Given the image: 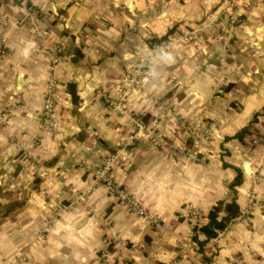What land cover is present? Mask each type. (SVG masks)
<instances>
[{
  "label": "crops",
  "instance_id": "obj_1",
  "mask_svg": "<svg viewBox=\"0 0 264 264\" xmlns=\"http://www.w3.org/2000/svg\"><path fill=\"white\" fill-rule=\"evenodd\" d=\"M232 1L235 11L225 0H0V264H264V208L258 204L264 203V142L255 148L257 159L242 154L244 142L264 132V0ZM33 6L42 13L36 24ZM171 21L206 41L174 44L153 56L144 84L147 92L169 95L186 120L217 123V138L204 147L206 166L128 141L130 116L146 119L151 95L120 98L114 91L127 64L150 49L146 37L167 35ZM36 28L52 43L68 44L51 67ZM69 82L76 85V102ZM52 85L59 100L54 124L44 129ZM217 85L224 95L202 109ZM11 105L16 109L6 115ZM179 127L173 121L164 126L170 144L184 142ZM120 149L126 153L111 154L109 173L150 216L133 215L98 184L86 202L61 209L46 226L50 211L71 200L70 190L89 183L81 161L102 167ZM234 167L242 172L232 196L239 216L252 190L255 212L249 225L235 217L207 242L211 260L205 263L186 215L191 207L205 215L216 201L230 200L223 193ZM109 238L115 244L99 257Z\"/></svg>",
  "mask_w": 264,
  "mask_h": 264
},
{
  "label": "rangeland",
  "instance_id": "obj_2",
  "mask_svg": "<svg viewBox=\"0 0 264 264\" xmlns=\"http://www.w3.org/2000/svg\"><path fill=\"white\" fill-rule=\"evenodd\" d=\"M233 8L235 11V6H233L232 9ZM224 10H226V9L224 8ZM228 10L233 11L231 9H228ZM29 13L31 15L34 14L35 24L37 23L36 22L37 19H41L40 16L42 15V13H41L40 9H37V7L34 8V6H33L32 8H30ZM229 22H232L233 24L239 23V21L236 19H234L233 21H231V19H230ZM32 23H33V21H32ZM209 23L211 24L213 22L210 21ZM187 28L188 27L181 28L180 27V21H171V24L169 27V32L167 35L149 36V37H146V39L144 38L146 40L147 44L150 45V49L146 48L142 54H140V53L137 54L138 58L136 60L129 62L127 64L126 68L123 69V72L121 73V76H122L120 78L121 80H119L118 83L116 84V86L114 87V91H115L116 95L120 96V98L121 97L127 98L131 94H135V93L136 94H146L147 96L150 93V95H151V96H149V100L151 101V112H150L149 116H146V119H143L144 116H141V117L136 116V115L130 116V122L132 123L133 130L128 135V141H130V142L131 141L132 142L139 141V140L146 141V142L150 143L153 147H155L157 150H159L160 152H163L171 160L190 161V162L199 163L202 166H206V164H208V161L210 162V160L207 157H205L206 155L204 154L205 153L204 147L207 145V143L210 140L217 138L216 136L219 133L217 123L213 120L207 122L205 119H201V120L196 121V122L186 120L185 117L178 111L175 104L171 103V101L169 99V95L159 94L158 92H153V91L147 92V90L145 88V84H144V79H143L144 74H145L148 66L150 65V61H151L153 56L161 54L164 51L169 50V47L174 45V44L186 45L189 42H191V40H197V39H198L197 40L198 42L199 41H206L204 36H201V35L194 36V34H192L191 31L187 30ZM41 29H46V28H45V26H43V28L41 27ZM41 29L36 28V30L38 32ZM184 33H187V34L184 35ZM35 34H37L38 37L40 38V49L43 51V53L46 55V57L49 58V67H51L54 64H57L59 62V59L67 54L66 51H68L67 50L68 44L66 42L52 43L51 40L47 38L44 31L39 32V33H35ZM72 35H74V34H72ZM49 53H50V55H48ZM224 93H225L224 87H222L221 85L215 86V88L213 89L212 94H211V99L208 102H205V101L203 102L202 109L205 108L206 110H208L214 101L213 98L216 95L217 96H219V95L223 96ZM109 94H111V93H109ZM48 98H51V100H52V107H51L52 110L46 114V111L44 108L45 105L43 106V112H42V118L41 119H42V125H43L44 129L49 128L50 126H52L54 124V122L52 120V112L54 109V103L59 100V96L55 93V87L53 85L48 89L45 101ZM104 102L107 105H110L111 107H116V105H117V103H116V105L111 104L109 101H106V100ZM44 104H45V102H44ZM15 109H16L15 106H13V105L9 106L8 111L6 112V115L13 114ZM168 121H173L177 126H180L179 127L180 129L184 130V135H185L184 136V142L179 143V144H175V145L169 143V142H171L169 140H172L171 138L173 136L169 137V136H166V134L164 133V126L166 125V123ZM209 127H210V130L208 133H206V131H204V130L206 128H209ZM175 134H176V132H174V135ZM258 136H256L255 138H257ZM251 142H252V139H249V140L244 142V144H243L244 150H243L242 154H245L246 156L254 157V159H257L256 156L258 154L256 152L257 149H255V148H257V147L260 148V146L263 142H259L257 144H252ZM183 145L186 147V155L184 156L182 154L181 155L176 154L178 149ZM194 150H196L198 152L197 158L187 156L188 154L192 153ZM120 151L126 153V151H124L123 149H120V150L114 151V152H110V154H108L105 157V158H108V157L109 158L106 160V162L104 163V165L102 167L100 165L94 166L88 161H81L82 166L91 175L89 183L85 186V188L83 190L87 189V187H89L92 184L90 186V191L87 193V195L83 201L77 200L70 207H66V208H63L61 205H58L56 209L51 210L48 217H47V220H46V226H49L53 222V220H55V218L57 217V215L61 209H69L74 204H76L77 202H82V203L86 202V198L91 194L93 187L98 185V184L103 185L101 183V181H98V182L93 181V180H95L94 175L96 174L97 171L101 170L106 165L107 162L109 163V170H110L111 163L113 162V156L110 157L111 154L117 155ZM34 161H36L35 158H34ZM86 164L89 165L90 167L87 168ZM109 175L112 177L114 182L117 185H119V187L124 191V193H126L128 195V197H130V198L132 197L134 200L137 201V203L141 207L146 209V207H144L136 198H134L131 194H129V192L119 182H117V180L114 178L113 175H111L110 173H109ZM224 189H225V192L223 193L224 199L225 198L231 199L233 194H235L234 191H232V189H230L229 187H226ZM83 190L76 191L75 189H71L70 192H73L71 200H74L75 196L77 194H79L80 192H82ZM109 192L112 193L111 191H109ZM112 194L116 197V199L119 200V202H121L123 204L124 208L127 211H130L131 213H133V215H135V214L138 215L136 212H134V210H132L127 205L128 201L126 199L125 200L127 202L122 200L115 193H112ZM257 198L258 197L256 196V193H254V190H252L250 193V196L248 198V202H247L245 210L242 212L239 220H236V221H242L243 220V221H245V225H249L251 223V219L253 218V215L255 212L253 206H254V204L256 205ZM70 201L66 202V203L63 202L62 204L68 205L70 203ZM259 201H260V203H258V204H259V206H261L260 208H264L263 200L260 199ZM146 211H148V210L146 209ZM148 214L150 215L149 212H148ZM232 221H230L229 224H231ZM161 227L162 226L160 224V228ZM45 230H46V228H43L40 231V235L42 237H43V235H45ZM191 235H192V233H191ZM109 239L111 240V242L110 243L108 242L107 250L112 248V246L115 244L112 238H109ZM109 239H107V240L109 241ZM106 243H107V241H106ZM99 257H101V247L99 249Z\"/></svg>",
  "mask_w": 264,
  "mask_h": 264
},
{
  "label": "trees",
  "instance_id": "obj_3",
  "mask_svg": "<svg viewBox=\"0 0 264 264\" xmlns=\"http://www.w3.org/2000/svg\"><path fill=\"white\" fill-rule=\"evenodd\" d=\"M230 86V85H228ZM67 90L73 99V102H76L77 93L76 85L73 82L67 84ZM259 113H255L253 121H255L256 116ZM248 126L242 128L236 133V137L242 140V137L245 133H248ZM236 175L233 180L229 183L228 187L234 191L235 186L239 185L242 179V172L239 168L234 167ZM240 214V208L236 201L235 197H232L230 200H218L216 201L207 211L205 215H202L204 218L203 222L194 227L193 233L191 235V240L195 242L197 246V251L202 254L203 261L208 263L211 260L210 256L205 255V245L207 242L216 237L217 234L224 230L232 219Z\"/></svg>",
  "mask_w": 264,
  "mask_h": 264
},
{
  "label": "built area",
  "instance_id": "obj_4",
  "mask_svg": "<svg viewBox=\"0 0 264 264\" xmlns=\"http://www.w3.org/2000/svg\"><path fill=\"white\" fill-rule=\"evenodd\" d=\"M225 4L228 7H232L233 6V1L232 0H225ZM187 33H184V35ZM4 45H5V34L3 33L2 29H0V55L3 53L4 51ZM44 108L46 111V114L51 111V107H52V100L51 98H48L45 101L44 104ZM48 121V120H47ZM210 130L209 128H206L204 131H206V133H208ZM196 142V141H195ZM259 142H264V132L261 133L257 138H254L252 140V144H257ZM176 154H182V155H186V147L183 145L181 146L178 151L176 152ZM198 152L196 150H194L192 153L188 154L187 156L189 157H193V158H197ZM87 168H89L90 166L87 165ZM95 176V180H93L94 182H98L101 181V183L103 185H105L107 187V189L109 191H111L112 193H115L118 197H120L122 200L127 202V205L134 210V212H136L139 216H143V217H148L150 216L148 214V211H146L145 208L141 207L136 200H134L132 197V199L130 197H128V195L126 193H124V191L119 187V185H117L114 180L112 179V177L109 175V163L107 162L106 165L99 171L96 172ZM92 185V184H91ZM90 185V186H91ZM90 186L87 187V189L83 190L82 192H80L79 194H77L74 198V200H71L70 203L68 205L65 204H61V206L63 208L66 207H70L74 202H76L77 200L83 201L87 195V193L90 191ZM126 199V200H125ZM241 216V215H240ZM240 216H236V218H240ZM186 220L190 226L191 229V233H193V229L194 227L199 226L204 218L202 217L199 209L197 207H191L189 212L186 215ZM152 222L159 228L160 227V223L159 221H157L156 219H152ZM107 246H108V242L106 243V241H104L103 247L101 248V254L105 255L108 250H107Z\"/></svg>",
  "mask_w": 264,
  "mask_h": 264
},
{
  "label": "clouds",
  "instance_id": "obj_5",
  "mask_svg": "<svg viewBox=\"0 0 264 264\" xmlns=\"http://www.w3.org/2000/svg\"><path fill=\"white\" fill-rule=\"evenodd\" d=\"M169 59H171V57H169Z\"/></svg>",
  "mask_w": 264,
  "mask_h": 264
}]
</instances>
